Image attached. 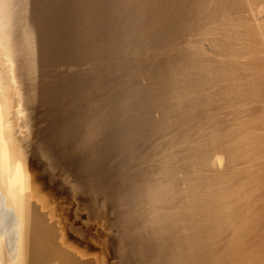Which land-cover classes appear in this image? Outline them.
<instances>
[{
	"label": "bare ground",
	"instance_id": "bare-ground-1",
	"mask_svg": "<svg viewBox=\"0 0 264 264\" xmlns=\"http://www.w3.org/2000/svg\"><path fill=\"white\" fill-rule=\"evenodd\" d=\"M0 264H264V0H0Z\"/></svg>",
	"mask_w": 264,
	"mask_h": 264
},
{
	"label": "rangeland",
	"instance_id": "rangeland-1",
	"mask_svg": "<svg viewBox=\"0 0 264 264\" xmlns=\"http://www.w3.org/2000/svg\"><path fill=\"white\" fill-rule=\"evenodd\" d=\"M64 186H65V188H68V187H69V185H68L67 183H64ZM66 190H68V189H66ZM68 191H69V190H68ZM74 200H75V199H72L71 202L74 203V202H73ZM70 206H71V205H70ZM73 208H74V217H75L76 220H77V217L82 216V214L84 215L85 212L82 211L83 209L78 208V209H81V211H80V210H78L75 206H74ZM76 210L79 211V212L76 213ZM87 211H88V209L86 208V216H87V217H85L86 219L84 218V220H83V222H86V223H83V222H82V223L80 224V225H82L83 227H86V229L88 228V229L86 230V231H87V232H86V233H87V235H86V241H87L88 238H89V239L91 238L90 240H92V239L94 238V236L97 235V236H95V237H96V240H95L94 243H96V244H94V245H96V246H98V247L95 246V249H98V250L101 249V251H104V249H105L104 254H107V253L110 254L109 250L107 249V247H108L107 240H106V242H105V240H104V239H106V238H105V235H107V234H106V231H104V230H105V229H104V226L102 225V223H101L98 219H96L94 216L90 215V213L87 214V213L89 212V211H88V212H87ZM81 212H82V213H81ZM80 214H81V215H80ZM89 216H90V218H88ZM82 217H83V216H82ZM92 217H93V219H92ZM95 219H96V221H95ZM85 220H86V221H85ZM98 221H99V222H98ZM93 222H94V224H93ZM96 222H98V224H97ZM95 223H96V224H95ZM99 223H101V224H99ZM83 224H84V225H83ZM80 225H79V226H80ZM95 225H96V226H95ZM82 226H81V227H82ZM93 227H94V228H93ZM96 227H97V228H96ZM98 227H99V228H98ZM100 227H101V228H100ZM102 229H103V230H102ZM90 230H91L92 232H91ZM96 230H97V231H100V232H95ZM88 231H90L92 234H90ZM99 233H101V235H99ZM89 235H90V236L92 235L93 237H92V236L90 237ZM98 235H99V237H98ZM88 236H89V237H88ZM103 236H104V237H103ZM97 238H98V239H97ZM101 238H102V239H101ZM94 239H95V238H94ZM94 239H93V241H94ZM97 240H98V241H97ZM101 240H102V241H101ZM100 241H101V242H100ZM87 242H88V243H87ZM87 242H86V245H88V244L90 245V243H89L90 241L88 240ZM97 242H98V243H97ZM99 242H100V243H99ZM103 242H104V243H103ZM91 243H92V242H91ZM101 243H102V244H101ZM105 243H106V244H105ZM91 245L94 246L93 243H92ZM91 245H90V246H91ZM108 248H109V247H108ZM106 249H107L108 251H106ZM109 249H110V248H109ZM106 252H107V253H106ZM109 254H107V256H108ZM109 257H110L109 260H111L110 262L112 263L113 261H112L111 255H109Z\"/></svg>",
	"mask_w": 264,
	"mask_h": 264
}]
</instances>
